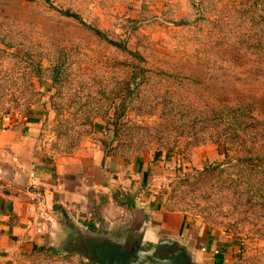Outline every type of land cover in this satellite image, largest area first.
I'll list each match as a JSON object with an SVG mask.
<instances>
[{
    "label": "rangeland",
    "instance_id": "374dc122",
    "mask_svg": "<svg viewBox=\"0 0 264 264\" xmlns=\"http://www.w3.org/2000/svg\"><path fill=\"white\" fill-rule=\"evenodd\" d=\"M15 128L71 191L90 183L102 206L96 179L120 202L137 182L206 227L205 264H264V0H0V131ZM58 216L57 245L6 264H98L82 240L102 235Z\"/></svg>",
    "mask_w": 264,
    "mask_h": 264
},
{
    "label": "crops",
    "instance_id": "0c3cea01",
    "mask_svg": "<svg viewBox=\"0 0 264 264\" xmlns=\"http://www.w3.org/2000/svg\"><path fill=\"white\" fill-rule=\"evenodd\" d=\"M26 142L32 143L20 128L0 131V264L9 263L19 253L43 254L57 245L61 210L55 204L70 215L81 214L83 218H91L96 206L99 215L114 225L109 226L110 230L128 228L142 237L145 244L167 237L178 239L193 251L194 264H205V259L212 257L207 255L208 248L216 245L208 241L206 227L191 224L182 211L165 207L159 195L136 192L137 182H130L123 188L131 197L120 202L116 195L108 194L111 188L104 184V179H96L95 184L98 182L106 191L108 199L100 206L97 193L90 192V183L71 191L69 177L64 182L62 177H56L58 164L38 162V152L34 154ZM31 171L36 173L35 184L29 175ZM86 171L93 173L95 168ZM141 172L145 181L146 170ZM125 238L121 235L120 239H113L124 242Z\"/></svg>",
    "mask_w": 264,
    "mask_h": 264
},
{
    "label": "water",
    "instance_id": "95a60500",
    "mask_svg": "<svg viewBox=\"0 0 264 264\" xmlns=\"http://www.w3.org/2000/svg\"><path fill=\"white\" fill-rule=\"evenodd\" d=\"M86 252L98 264H194V253L178 239L167 237L147 246L140 236L132 245L113 238H86ZM125 245V246H124Z\"/></svg>",
    "mask_w": 264,
    "mask_h": 264
},
{
    "label": "trees",
    "instance_id": "16d2710c",
    "mask_svg": "<svg viewBox=\"0 0 264 264\" xmlns=\"http://www.w3.org/2000/svg\"><path fill=\"white\" fill-rule=\"evenodd\" d=\"M62 11L65 14H67V15H70V16H73L75 18L80 19L83 23L89 25V27H92L99 35H101L104 38L108 39L106 33L102 29H100L99 27L92 26L91 24L87 23L85 20H83V18L81 17V15L79 13H77L75 11H71L69 9H65V10H62ZM109 41L114 43V44H116V45H118V46H120V47H123V48L127 47L125 42H118V41H114V40H109ZM139 57H141V56L139 55ZM55 208L61 210L62 215H69V213L62 206H59L58 204H55ZM83 222L85 223V225L90 230H93V232L95 231V232H98L99 234H100V232H102L103 235H104L103 238H114V237L117 236L118 239H120V236L124 235L126 237V239H127V243H125V245H132V243L134 242L135 232L130 230V229H128V228L125 229V230H123V229L119 230L118 229L117 233L119 235L115 236V235L112 234V230H108V229L104 230L103 228H99L98 226H96V221L94 219H92V218H88V217L83 218ZM73 237H74V233H72V234L70 233L69 236H68V242H69V240H72ZM95 239H102V238H95ZM152 244L153 243L151 242L148 246H151ZM66 248H67L68 251L73 250V248H72V246L70 244H67Z\"/></svg>",
    "mask_w": 264,
    "mask_h": 264
},
{
    "label": "flooded vegetation",
    "instance_id": "af4514ba",
    "mask_svg": "<svg viewBox=\"0 0 264 264\" xmlns=\"http://www.w3.org/2000/svg\"><path fill=\"white\" fill-rule=\"evenodd\" d=\"M100 234L102 235V237H100V238H103L104 237V235H103V233L102 232H100ZM99 238V237H94V236H91V237H89V238ZM79 239V238H78ZM85 240L86 239H84V240H82L83 241V243H84V245L83 244H80L81 246L83 245L84 247L86 246V242H85ZM77 243V242H76ZM76 243H73L72 244V240H69V244L72 246V247H74V245H76ZM81 251V250H80ZM88 253V252H87Z\"/></svg>",
    "mask_w": 264,
    "mask_h": 264
},
{
    "label": "built area",
    "instance_id": "2783aa9c",
    "mask_svg": "<svg viewBox=\"0 0 264 264\" xmlns=\"http://www.w3.org/2000/svg\"><path fill=\"white\" fill-rule=\"evenodd\" d=\"M29 175L31 176V179H32V183H36V173L35 171H31L29 172ZM217 251V250H216Z\"/></svg>",
    "mask_w": 264,
    "mask_h": 264
}]
</instances>
